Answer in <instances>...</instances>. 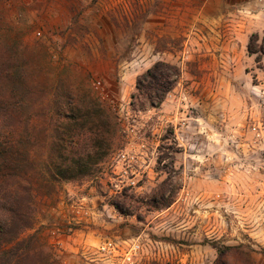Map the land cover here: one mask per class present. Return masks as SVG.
<instances>
[{
  "label": "rangeland",
  "instance_id": "374dc122",
  "mask_svg": "<svg viewBox=\"0 0 264 264\" xmlns=\"http://www.w3.org/2000/svg\"><path fill=\"white\" fill-rule=\"evenodd\" d=\"M255 33L264 38V0H0V96L14 110L0 187L32 202L30 264H127L134 243L133 264H217L221 246L264 264ZM158 62L179 68L177 85L159 107L133 100ZM58 89L76 116L88 105L116 123L111 149L74 181L50 177ZM108 241L118 254L99 250Z\"/></svg>",
  "mask_w": 264,
  "mask_h": 264
},
{
  "label": "trees",
  "instance_id": "16d2710c",
  "mask_svg": "<svg viewBox=\"0 0 264 264\" xmlns=\"http://www.w3.org/2000/svg\"><path fill=\"white\" fill-rule=\"evenodd\" d=\"M248 52L251 56H256V62L259 63L264 57V38L257 33L253 34ZM180 76L178 67L158 62L138 78L137 92L132 98L144 99L152 107H159L175 88ZM59 89L56 93L55 113L56 123L59 124L61 132L54 135L52 143L54 149L58 150V155L57 157L51 155L54 169H50V177L53 181L63 179L74 181L88 176L90 171L86 170L96 161L94 153L97 148L108 151L111 149L110 141L116 131V123L109 115L106 116L105 111L88 105L86 114L81 116V119L73 112L74 99ZM2 97L5 101L0 96V133L7 128L9 120L7 112L14 111L9 109V97L6 95ZM12 149L14 142L0 135V161L11 163L14 157L10 158L9 151ZM2 189L0 187V264H30L38 254L34 252L33 247L34 243L38 242V237L34 234L29 238H23V235L34 228L32 202L21 198L22 193L19 190H12L10 193L14 198L7 199ZM25 195L30 196V192ZM216 248L217 264H256L252 254L243 251L242 247ZM34 262L36 259L32 261Z\"/></svg>",
  "mask_w": 264,
  "mask_h": 264
},
{
  "label": "built area",
  "instance_id": "2783aa9c",
  "mask_svg": "<svg viewBox=\"0 0 264 264\" xmlns=\"http://www.w3.org/2000/svg\"><path fill=\"white\" fill-rule=\"evenodd\" d=\"M134 184V183H132ZM99 250L108 255H116L120 252L119 247L112 241L105 242ZM141 250V246L137 243L132 244L127 251L124 252V263L133 264L134 259Z\"/></svg>",
  "mask_w": 264,
  "mask_h": 264
}]
</instances>
